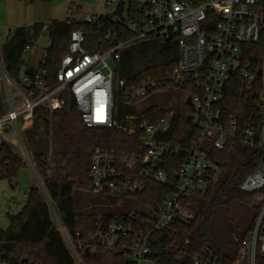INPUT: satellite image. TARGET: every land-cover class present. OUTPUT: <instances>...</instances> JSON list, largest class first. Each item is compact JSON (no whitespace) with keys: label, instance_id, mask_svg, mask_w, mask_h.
I'll return each mask as SVG.
<instances>
[{"label":"built area","instance_id":"1","mask_svg":"<svg viewBox=\"0 0 264 264\" xmlns=\"http://www.w3.org/2000/svg\"><path fill=\"white\" fill-rule=\"evenodd\" d=\"M115 2L109 0V4ZM125 7L122 19L113 15L69 19L68 22L92 24L109 19L115 27L106 41H121L106 51L92 52L85 48V35L73 31L54 88L47 86L45 71L25 73L21 79L10 77L0 50V96L4 108L0 114V149L9 146L40 182L25 132L33 126L38 109L50 113L61 110L65 104L62 96L70 91L87 128L118 129L129 137H138L137 150L132 153L101 148L94 151L90 168L94 195L114 197L121 205L126 197L144 192L148 183L166 186L170 184L166 170L173 163L170 160L186 153L187 161L178 172L174 192L151 223L134 213V224L117 220L98 224L89 244L90 253L104 248L125 254L132 264L150 260L153 235L166 231L177 219L191 218L192 197L203 198L220 181L223 171L210 158L211 151H224L231 144L254 150L260 159L255 171L242 182L241 190L256 195L260 213L252 230L239 242L234 264H257L258 257L264 256V0H137L138 14L133 17ZM51 25L43 24V31ZM146 41L171 43L169 53L177 48L178 63L164 86L191 91L184 102L193 109L190 123L198 134L188 149L167 140L173 128L176 98L169 106L160 107L166 115L159 120L142 116L144 110L121 121L116 118L118 100L137 106L159 88L158 81L151 79L132 88H126L122 80L116 81L122 52L129 45ZM28 51L31 46H27ZM45 58L46 53L42 62ZM189 98L191 104L187 103ZM40 184L53 223L75 264H83L79 254L83 245L74 243L42 181ZM16 204L10 202L9 208ZM135 225L141 230L136 231ZM203 254L192 256L193 264H218L213 256Z\"/></svg>","mask_w":264,"mask_h":264},{"label":"trees","instance_id":"2","mask_svg":"<svg viewBox=\"0 0 264 264\" xmlns=\"http://www.w3.org/2000/svg\"><path fill=\"white\" fill-rule=\"evenodd\" d=\"M128 13L131 17L138 14L137 0H129ZM70 18L51 22L50 28L45 31L51 45L44 62L39 64L37 70H26L27 74L45 71V82L49 88L57 86V74L63 58L69 52L73 31H81L85 35V48L92 52L106 51L121 41H106L107 35L115 27L109 19H101L99 23L92 24L78 20L68 22ZM45 32L43 24H36L32 38L38 40ZM30 38V31L18 28L1 49L5 68L14 79L18 78L25 65L24 56L27 46H30ZM159 46L160 49H157ZM126 49L118 61L116 81L122 80L126 88H132L151 79L158 81L156 92L170 88L177 103L174 104L176 114L173 128L167 140L188 149L198 134V130L187 121L193 109L184 99L191 91L167 84L164 86L166 77L178 63V54L173 59L166 58L171 43L159 41L132 44ZM62 98L65 104L61 110L50 113L38 109L33 126L25 132L27 147L32 153L46 195L74 243L77 246L83 245V250L79 252L83 264H132L125 254L104 248L89 255L85 251L92 243L99 223L117 220L134 224V213L137 218L151 223L174 192L178 172L186 163L187 154L183 153L170 160L173 163L166 168L170 184L161 186L148 183L144 192L126 197L121 207L94 208L82 212L75 205L78 193H88L87 198L92 203L107 198L111 204H118L116 198L108 195L96 196L99 198L90 195V168L94 151L101 148L119 154L132 153L137 150L135 144L138 143V137H129L118 129L87 128L71 92L65 91ZM134 107L126 104L123 99L118 100L116 118L121 121L127 115H135L137 111ZM3 109L0 96V114ZM141 115L155 121L165 117L166 111L153 105ZM210 158L223 171L220 181L211 186L203 198L192 197L191 218L177 219L166 231L153 235L152 255L149 259L154 264H193L191 257L203 253L206 257L213 256L218 264H234L239 242L254 227L260 213L256 195L241 190V184L257 168L260 159L258 152L231 144L224 151H211ZM23 167L24 162L9 146L0 149V181L12 183L18 180ZM21 212L20 218L7 213L9 227L7 230L0 229V261L9 264H75L62 235L53 223L45 198L37 187L30 190ZM134 229L141 230L136 225ZM257 264H264V256L258 257Z\"/></svg>","mask_w":264,"mask_h":264},{"label":"rangeland","instance_id":"3","mask_svg":"<svg viewBox=\"0 0 264 264\" xmlns=\"http://www.w3.org/2000/svg\"><path fill=\"white\" fill-rule=\"evenodd\" d=\"M125 1L126 7L129 6V0H117V2L109 4V0H51L31 2L28 0H0V50L13 35L16 29L25 28L30 31L29 45L31 51L26 52L24 56L25 65L21 68L18 78H22L26 70H36L43 61L47 49L51 45L48 33H43L38 40L32 38L33 28L36 24H45L53 21H62L70 17H87L96 15L100 17H110L116 10L119 2ZM125 7V8H126ZM154 42V41H146ZM141 42V43H146ZM139 43V44H141ZM160 49V46L157 48ZM127 50V49H126ZM125 50V51H126ZM177 48H173L171 53L166 54V58L177 57ZM165 58V59H166ZM111 66L115 68L113 61ZM0 83V90H1ZM16 94V92H13ZM175 99L170 88L160 92L150 94L145 101L134 107L136 111L145 110L153 105L159 107H167ZM116 108V113H117ZM41 182V181H40ZM34 171L30 166L25 165L19 173L18 180L9 183L6 180L0 181V229L7 230L9 227V219L7 213L16 216L25 207L29 192L32 188L37 187L40 190V184ZM90 195L96 197L92 192ZM107 196V195H106ZM88 197V193H78L75 201L76 208L82 212L91 209L114 208L121 207L119 204H111L107 198H100L102 202L92 203ZM99 198V197H96ZM19 201L15 208L10 209L9 203ZM68 247L74 254L73 248L67 242ZM143 264H154L147 260Z\"/></svg>","mask_w":264,"mask_h":264},{"label":"water","instance_id":"4","mask_svg":"<svg viewBox=\"0 0 264 264\" xmlns=\"http://www.w3.org/2000/svg\"><path fill=\"white\" fill-rule=\"evenodd\" d=\"M125 3H126L125 1H121V2L118 3V5H117V7H116V10H115V12L113 13V16H116V17H118L119 19H122V18H123V13H124ZM187 103H188V104H191V98H189V99L187 100ZM192 120H193V117H192V116H190V117L187 119L188 122H191ZM21 215H22V212H19V213L16 215V217H17V218H20ZM85 254H86V255H89V254H90V247H88V248L86 249Z\"/></svg>","mask_w":264,"mask_h":264},{"label":"crops","instance_id":"5","mask_svg":"<svg viewBox=\"0 0 264 264\" xmlns=\"http://www.w3.org/2000/svg\"><path fill=\"white\" fill-rule=\"evenodd\" d=\"M31 70H33V69H31ZM37 70V69H36ZM34 72V71H33ZM25 74V73H24ZM14 201H16V200H14ZM17 202V204L16 205H18L19 204V201H16ZM16 205L13 207V208H15L16 207ZM12 208V209H13Z\"/></svg>","mask_w":264,"mask_h":264},{"label":"clouds","instance_id":"6","mask_svg":"<svg viewBox=\"0 0 264 264\" xmlns=\"http://www.w3.org/2000/svg\"><path fill=\"white\" fill-rule=\"evenodd\" d=\"M100 96V94H96V97L98 98Z\"/></svg>","mask_w":264,"mask_h":264}]
</instances>
